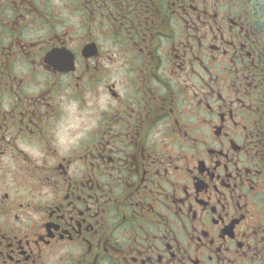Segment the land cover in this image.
<instances>
[{
	"label": "flooded vegetation",
	"instance_id": "flooded-vegetation-1",
	"mask_svg": "<svg viewBox=\"0 0 264 264\" xmlns=\"http://www.w3.org/2000/svg\"><path fill=\"white\" fill-rule=\"evenodd\" d=\"M0 264H264V0H0Z\"/></svg>",
	"mask_w": 264,
	"mask_h": 264
},
{
	"label": "clouds",
	"instance_id": "clouds-1",
	"mask_svg": "<svg viewBox=\"0 0 264 264\" xmlns=\"http://www.w3.org/2000/svg\"><path fill=\"white\" fill-rule=\"evenodd\" d=\"M92 127H94V125L89 126L86 130H78L80 132L79 135L69 137L67 135L68 129L64 128V126L61 125L60 129L62 130H58L57 136H56V142H57L58 148H60L61 150H65V151L70 150L71 148H74L75 146L78 145V143L82 139H84L86 132L92 130Z\"/></svg>",
	"mask_w": 264,
	"mask_h": 264
}]
</instances>
